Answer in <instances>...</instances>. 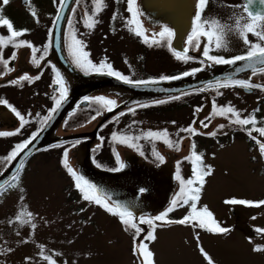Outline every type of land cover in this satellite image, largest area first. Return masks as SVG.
I'll return each instance as SVG.
<instances>
[{"label":"rangeland","instance_id":"obj_1","mask_svg":"<svg viewBox=\"0 0 264 264\" xmlns=\"http://www.w3.org/2000/svg\"><path fill=\"white\" fill-rule=\"evenodd\" d=\"M122 2L123 9L117 5L118 11L115 13L111 28L108 25V16H105L103 28H99V36H103L101 39L103 48L99 50V54L105 53L101 59L106 60L108 54L114 56L109 52L114 48L115 55H119L118 72L134 78L138 75L139 68V62L135 59L137 45L136 43L134 45L126 35L128 27L125 24L128 20L123 17H127L128 6L125 0ZM53 3V0H30V4L21 6L19 0H9L8 4L2 5L0 0L2 5L0 14L10 18L15 27L18 24H25L28 29L31 28L32 34H37L36 29L40 24L36 23V19L28 18L32 17L31 11L34 9L36 15L46 16L51 14ZM111 5L110 0V7L106 9L105 14L108 15L112 11ZM88 9L91 10L92 6ZM102 14L101 11L99 17H102ZM120 15L121 20L117 18ZM216 22L220 21L214 20V23ZM40 30L42 27H39L38 31ZM107 31L109 35L105 34ZM225 31L226 35L228 29ZM104 36L109 40V46ZM227 36L225 37L227 46L216 49L219 57L234 52L233 44ZM220 91L223 94L215 97L212 103L217 108L230 104L243 118L258 107L264 120V101L258 100L254 95H237L224 87ZM183 94L175 95L181 96L176 100L184 102L178 111L170 110L171 108L163 111L168 114V121L164 127L168 130L173 126L179 129L191 126L193 114L200 107L197 93ZM176 100L166 103H173ZM170 106L173 107V104L168 105ZM214 111L212 105L207 117L203 118L204 123L212 124L205 131L208 133L193 135L184 132L183 144L179 149L184 155L182 158L178 155L181 159L176 176L179 175L185 183L182 186L181 180L176 178L179 185L172 199H181V188L183 187L185 192L190 187L186 181L192 179V159L190 148L188 149L190 145L187 142L189 137L194 136L195 151L197 154H203L204 171L207 170V166H211L212 169L211 174L204 177L205 182L199 193L197 210L207 207L213 219L230 231L226 233L208 231L200 228L197 221L158 225L155 227V240L145 241L154 254V264H264V251H253L257 245L264 247V233L256 231L264 229V205L255 207L225 203L226 200L233 198L253 202L264 201V155L261 154L257 143V141L264 143V135L259 132H251L249 135V131L242 126L230 123L231 114L216 115ZM89 115L91 112L87 117ZM129 120L121 125H128L129 130L134 133L138 134L147 126V121L141 114H135ZM171 120L175 123L170 122ZM79 122L81 121L74 124ZM84 125L74 128H84L86 127ZM121 125H118L120 130L123 127ZM221 125L224 127L221 128ZM142 137L143 140L139 142L144 143L146 139L144 133L138 138ZM57 145L59 146L53 145L36 152L24 164L18 182L15 180L0 193V264H51L44 257H51L55 264H139V259L134 253V231L130 228L125 230L119 215H114L102 209V206L82 198V193L75 187L74 179L62 163L65 146L68 144ZM186 157L189 159H185ZM68 164L72 167L70 159ZM169 208H173L172 211L166 210V220L170 221L180 220L191 213L190 204L182 207H173L172 204ZM21 213H24V219H28L27 214L31 213V222L22 224L17 221L16 216ZM32 224L36 225L34 229ZM40 246H43V255ZM201 248L204 250L203 253L200 251Z\"/></svg>","mask_w":264,"mask_h":264},{"label":"flooded vegetation","instance_id":"obj_2","mask_svg":"<svg viewBox=\"0 0 264 264\" xmlns=\"http://www.w3.org/2000/svg\"><path fill=\"white\" fill-rule=\"evenodd\" d=\"M54 1V0H53ZM127 2V0H125ZM14 2V1H13ZM20 5H25V1L21 2L19 0ZM112 2V11L107 15V8L110 7V0H107L106 7L103 8L102 17H99V15L96 17V19L99 21L93 29H88L85 27V24L83 23V17L86 11L89 12L90 9H88L89 6H92V0H79L77 3L76 0H74L70 12L67 16L66 25L64 28V53L70 64L75 67L77 70L81 71L79 68L75 66V64L72 62V58L68 51V43L70 41V33L74 29L76 31V34L78 38L82 39L84 43L86 44V48L84 49L89 53V59L93 61V63L99 64L101 58L105 55L99 54V50L103 48V44L101 39H103V36H99V28H103V23L105 21V16H108L107 20L109 27L111 28V24L113 22L114 14L118 11L117 5H120V9H123V2L122 0H111ZM46 5L48 6V3L44 1ZM59 3V2H58ZM259 7L257 9V12L251 13L252 15H249L248 10L245 11V0H206V5L201 10L199 7V4L197 3V11L201 12V20L200 24L202 25V30H212L216 23H214V20L220 21V24L228 25V32L226 35H228V40L231 44H233L234 52L223 56L225 59L235 57L237 55H246L247 51L249 50V45L244 43L243 38L239 35L238 30H236L235 27V21L237 19L240 20L241 25L245 23H254L257 28V31H260L264 33V19H255L253 20V17H264V4H261L259 1L257 2ZM127 4V3H126ZM3 5V0H2ZM2 5H0V10ZM43 5V4H42ZM128 6V5H127ZM75 9V12L72 11V9ZM195 8V9H196ZM57 9V3L56 1L52 5V12L48 15H36V17H28L30 19H36V23H39L40 25L37 26L36 32L37 34L31 33V28L28 29V26H25V24H18L17 27H14L15 30H21V29H27L28 31L18 39L31 42V44L39 49H41L40 52H37V58L40 56H47L44 55L43 49L47 47V54L49 50V41H50V29L51 25L55 16V12ZM191 12L193 14L194 10ZM92 10V9H91ZM90 10V12H91ZM135 11L137 13V19L139 20L141 29L144 31V33L149 37L152 38L155 35L156 39H160L158 33L163 31L165 27L171 30L172 29L165 25H151V23H145L143 20H146L145 18H141L137 11V0H135ZM89 12V13H90ZM197 13V12H196ZM196 13L192 15V23L191 27L186 31V34L182 37L181 45L184 49H188L194 53L200 51V54L202 55L204 47L208 44L207 38L203 35H200L198 37L200 47L195 48L189 45L188 37L189 35H192V28L197 23L195 21ZM2 15V14H0ZM116 15V14H115ZM122 15V14H121ZM118 16L119 20L122 19V16ZM3 17L8 18L5 15H2ZM127 17H123L124 19L127 18L129 21L131 17V13L127 11L126 14ZM47 18L49 21H47ZM10 20V18H8ZM71 19L72 24L71 27L68 24V20ZM143 19V20H142ZM125 23L127 21H124ZM128 27V32L126 35L129 39H131L135 45L136 43V56L135 59L139 62V68L137 70V76L134 78H130L131 80H150V79H159L161 76H172L184 71H187L189 69H193L196 67H199L205 63L204 58L194 56L187 54L188 56L192 57L191 59L185 61L182 59H177L175 53L178 51L173 50L171 44L167 43L168 37L166 36L164 38V41L159 45H153L149 46L148 43L144 42V38L142 36H137L134 31H130V28H135L136 25H129L128 22L125 24ZM39 27H42V30L38 31ZM227 31V30H226ZM225 31V32H226ZM44 34V35H43ZM106 35H109V31L105 32ZM10 33L8 32L7 26L0 25V36L8 37ZM43 35V37H42ZM225 35V37H226ZM248 40L251 43L258 42V37L253 35L251 32L247 34ZM173 36V35H172ZM100 38V39H99ZM109 38V37H107ZM172 38V37H171ZM170 38V40H171ZM104 39L106 37L104 36ZM107 46L110 45L109 40L106 39ZM262 46H264V42H261ZM216 47L214 46V41L209 46V54L217 56ZM102 50V49H101ZM16 52V58L15 60H9L12 53ZM109 52H112L114 56H111V53L106 56L107 63L112 66V69L114 71H117V68L119 67L117 64L119 62V55H115V50L112 48ZM182 55L185 53L181 52ZM3 58L6 60H9L8 68L14 69L12 71H5L4 65L0 63V99L6 100L8 104L15 107L22 115L25 116V119L29 120V123L25 125L23 129H21L20 133L14 136H0V158L6 157L9 152L13 149V147L16 144L21 143L22 141L28 139L33 132H37L41 126H42V120L44 117H46L50 110L55 107V101L53 99L54 96H57L58 93L56 91V87L53 84V81L57 79L56 72L58 71L61 76L64 79L65 87L67 85V80L63 73H61L56 65L53 63L52 60H41L40 67H36L31 63L32 59V51L29 47H21V48H14L11 44H8L7 47L3 48ZM177 66V67H176ZM167 69V70H166ZM83 72V71H81ZM120 73V72H119ZM27 74L29 77L35 78L39 77V79H33L31 83L27 81H23L18 84H11L9 81L11 80H17L20 76ZM124 76H127L125 74H122ZM251 80V83L253 85H263L264 84V73H258L253 75V72L247 73L245 75L243 80ZM2 80V81H1ZM67 88V87H66ZM220 88H208V85L202 87L198 90H193L184 93H197L199 96V106L202 105L204 98H205V92H209V96L211 97L212 103H214V98L217 96H221L223 93H221ZM226 90H229L231 92H235L237 95H254L257 97L258 100L264 101V88L261 87H252V88H243L239 86L235 87H224ZM106 92L101 91L97 95L96 92L93 94H88L85 97L94 98V97H106L112 100H115L114 97L106 96ZM219 93V94H218ZM183 94V95H184ZM182 95V96H183ZM85 97H82L81 99L77 100L72 107V109L64 116V118L59 123V126L57 127V133H64L65 131H69L70 129L74 127H78L81 125H84V128H80L78 130H89L91 126H88V124L92 121V117L97 116V111H102L103 109L100 108V105L95 103L92 100L84 101V104L79 103L81 100H83ZM181 97V96H180ZM179 97V98H180ZM162 99H156V100H150L143 103H136L132 104L128 107H125L123 109L118 110L117 112L113 113L109 118H107L97 129V139L91 146V158L93 162L100 167H106L115 169L119 167V164L116 160V154L119 155V160L121 163L122 160V153L123 150L128 149L132 150L134 152H137L139 155H141L145 160L150 161L152 163H161L165 160L167 155L173 151L174 153H179L180 146L183 144V139L181 140V137H184V132H180L179 136H177V132L179 131V128H175L173 126L172 128H164L167 124V115L166 113H163V111L168 110H179L184 102H180L176 99H165L164 101L169 102L176 100L174 102L177 103H153L154 101H158ZM117 101V100H115ZM149 105L148 107H139V105ZM169 104H173V107H168ZM180 105V106H179ZM213 105V104H212ZM134 108V112H130L129 109ZM196 108V107H195ZM95 109V112H93ZM198 109V108H197ZM91 112V115L87 117V115ZM39 113V115H36ZM120 113H124V115H120ZM135 114H141V117H144L147 121V126L141 129V132L134 133L133 131L129 130L128 125H121L123 123L129 122L131 117H134ZM165 115V116H163ZM195 113L193 114L192 119L194 118ZM207 117V116H206ZM191 119V121H192ZM129 120V121H128ZM81 121L78 124H74V122ZM201 121L205 122L204 119ZM67 122V123H65ZM170 122H173L171 120ZM118 125L123 126L120 130L118 128ZM20 126L19 118L11 111V109L4 104H0V132H12L15 131ZM168 130V137H161L160 139H156L155 137L149 138L148 133L150 131L156 132L160 130ZM76 130V129H75ZM116 132L117 134H121L126 137H133L135 138L131 143L135 144V147L129 146L128 143H118L113 142L111 137L112 133ZM144 133L146 136L145 142L141 143L139 140H143L144 137L138 138L141 136V134ZM190 135V134H188ZM187 136V135H186ZM101 137H103V143L101 144ZM171 139L172 141H180L179 142V148L178 150L176 147H169L168 144L165 142L167 139ZM69 140L57 144L67 143L68 145L65 146V149H69L71 145L75 144L77 140ZM156 141V143H153V141ZM191 143V142H190ZM47 146L43 149H47L53 145ZM146 144V146H145ZM40 151V150H39ZM37 151V152H39ZM172 153V152H171ZM35 154V153H34ZM33 154V155H34ZM31 155L21 167L20 171L17 173L16 177L19 176L20 172L22 171L24 164L33 156ZM163 157V160L161 161L159 157ZM180 157L177 156L175 158V167L176 172L178 173L179 168V159ZM8 161L0 159V169H3L7 165ZM176 175V173H175ZM12 184V183H11ZM10 184V185H11ZM102 206V205H100ZM102 209H105L104 206H102ZM113 211H115L113 209Z\"/></svg>","mask_w":264,"mask_h":264},{"label":"water","instance_id":"obj_3","mask_svg":"<svg viewBox=\"0 0 264 264\" xmlns=\"http://www.w3.org/2000/svg\"><path fill=\"white\" fill-rule=\"evenodd\" d=\"M25 0H21L24 2ZM259 0H253L248 4L245 0L249 13L257 12ZM74 0H70L63 9H60V19L56 20L57 10L50 29L49 50L44 61L52 60L58 70L63 73L67 80V98L62 106L52 116V119L39 131V136L28 149L21 152L14 160L8 162L3 169H0V189L13 180L21 169L23 163L38 150L52 144L61 143L69 140L82 138L79 144L68 149V159L71 160L72 168L79 174H82L88 181L95 184L102 196L108 197V204L115 210V205L120 203L127 206L134 217L153 218L165 212L172 206L173 195L179 185L175 167V158L184 154L171 151L165 160L161 163H152L145 160L141 155L132 150L125 149L122 153L121 163L125 165L123 169L114 170L111 168L97 166L91 158V146L97 139L98 127L113 113L132 104L143 103L150 100L172 97L182 93L201 89L210 82L217 81L223 83L227 78L244 79L251 69L236 71V68L243 67L248 61L237 62L236 65L215 64L208 61L200 51L194 53L190 50L187 54L200 56L204 58L205 63L193 69H200L195 74L182 76L181 79L159 81L148 86H133L125 83L113 76L100 74H85L73 67L64 53V28L67 16L70 12ZM198 0H137V11L145 23L151 25L169 26L173 31L171 46L173 50L182 52L184 48L181 45L183 34L191 27L193 21L192 15L197 12ZM258 4V5H257ZM196 8V9H195ZM194 10L193 14L191 12ZM229 59V58H228ZM260 67V65H257ZM189 69L184 72H191ZM172 76H180L182 73ZM168 76V77H172ZM2 81V80H1ZM264 85V84H263ZM106 92V96L114 97L117 106L112 111L102 110V115H97L95 119L88 124L89 130H78L73 128L64 133H57V127L64 116L72 109L75 102L88 94L94 92ZM84 99L79 103L84 104ZM212 100L209 92H205V98L202 105L195 110V116L191 121V127L200 133L205 132L211 127H203L201 120L211 111ZM76 129V130H75ZM190 144V137L189 142ZM189 149V147H188ZM179 158V159H181ZM119 168V167H117ZM115 168V169H117ZM143 190V191H141ZM170 221V220H169ZM157 225L166 224L155 222ZM143 231L140 236H134V242L137 244L143 238L150 226L147 223L140 224Z\"/></svg>","mask_w":264,"mask_h":264},{"label":"snow or ice","instance_id":"obj_4","mask_svg":"<svg viewBox=\"0 0 264 264\" xmlns=\"http://www.w3.org/2000/svg\"><path fill=\"white\" fill-rule=\"evenodd\" d=\"M9 0H3V3L6 5L8 4ZM55 2V0H54ZM70 2V0H59V8L57 10V16L56 20L53 22L55 25L56 21L60 19V9H63L66 4ZM78 3L79 0H76ZM248 4L253 3V0H247ZM261 4H264V0H259ZM26 4H30V0H25ZM93 8L91 10V13L88 11L85 12L84 17H83V23L85 24V27L88 29H93L95 25L99 22L96 17L99 15V13L103 10L104 7H106L105 0H92ZM198 4L200 9L202 10L203 7L206 5V0H198ZM127 5H128V12L131 13V19L128 21L129 25H136L135 28H130V31H134L137 36H142L144 38V42L148 43L149 46L153 45H159L164 41V38L167 36L169 39L167 43L171 44L170 38L172 37L173 33L171 32L170 29L167 27L164 28L163 31L159 32L158 35L160 39H156L155 35L152 38H149L144 31L141 29L139 20L136 18L137 13L135 11V0H127ZM247 6L245 7V11H247ZM73 12H75V9H72ZM31 14L33 17H36V12L33 9L31 11ZM251 16L252 14L249 13ZM115 18V14L114 17ZM264 19V17H253V20L255 19ZM201 20V12L197 11L196 16H195V21L197 22L195 26L192 28V35H189L188 37V42L189 45L195 48L200 47L199 39L198 37L200 35H203L207 38L208 44L204 47L202 55L205 57L208 61L214 62L215 64H227V65H236L237 62L241 61H248L247 64H245L243 67L236 68V71H242L245 69H251L253 72V75L258 74V73H264V46H262L261 42H264V33L257 31L256 28L257 26L254 23H245L241 25V22L239 19L235 21V27L236 30H238L239 35L243 38L244 43L249 45V50L247 51L246 55H237L235 57L225 59L224 57H219V56H214L209 54V46L212 44L214 41V46L216 48H222L226 47L227 43L225 40V29L228 28V25L220 24L219 22H216L214 28L212 30H202V25L199 23ZM38 22V20H37ZM68 24L71 27L72 21L71 19L68 20ZM0 25L7 26L8 32L10 35L8 37H3L0 36V63L4 65L5 71H12L14 69H9L8 64L9 60H15L16 58V52H13L9 60H6L3 58V48L7 47L8 44H11L14 48H21V47H29L31 48L32 51V59L31 63L35 65L36 67H40L41 60L44 59V56H40L37 58V52H40L41 49L33 46L31 42L24 41L18 39L19 37L23 36L28 30L27 29H21V30H15L13 27L12 22L6 18L0 15ZM252 33L253 35L258 37V42L256 43H251L248 40V33ZM86 48V44L84 41L80 38H78L76 31L73 29L72 32L70 33V41L68 43V51L69 54L72 58V62L75 64L77 68H79L81 71H83L86 75L87 74H100V75H109L113 76L119 80H122L125 83L132 84L133 86H148L150 84H155L158 83L159 81L150 79V80H131L129 77L122 75L121 73L114 71L112 69V66L106 62V60H101L99 64L93 63L91 59H89V53L85 51L84 49ZM184 55L181 54V52L175 53L177 59H182V60H189L192 57L186 55L188 49H183L181 50ZM44 55H47V47L43 49ZM257 65H260V67H257ZM197 71H200V69H193L191 72H184L180 76H161L159 78L160 81H167V80H176V79H181L182 76H188L195 74ZM56 77L53 81V84L56 87V91L58 93L57 96H54L53 99L55 101V107L52 108L49 112V114L43 118L42 120V126L40 131H43L44 127H46L47 123L52 119V116L55 112L59 110V108L62 106L63 101L67 98L68 90L65 87V82L61 74L57 71L56 72ZM33 79H39V77H29L27 74H24L20 76L17 80H11L9 83L11 84H18L23 81H27L31 83ZM243 87V88H252V87H261L264 88V85H253L251 83V80H242V79H233L231 77L227 78L225 82L221 83L219 81L215 83H209L208 88H220V87ZM219 94V93H218ZM179 97H172V99H178ZM85 101L92 100L95 103L100 105V108L103 110L107 111H112L114 107L117 106L116 101L100 96V97H94V98H89L85 97ZM166 101L164 100H158L154 101L153 103H165ZM0 104L7 105L11 111L19 118L20 121V126L17 128L15 131L12 132H0V136H14L20 133L21 129L25 127L26 124L29 123V120L25 119V116L22 115L15 107L12 105L8 104L6 100L0 99ZM149 105L144 104V105H139V107H148ZM214 108V114L216 115H222V116H229L230 123H235L236 125L239 126H247L249 124L253 125V130L258 131L261 135H264V127L262 128H255L256 124V118L255 116H248V117H241L240 113L238 110H236L233 106L230 104L227 106H220L217 108L215 104H213ZM130 112H134V108L129 109ZM36 115H39L37 113ZM97 115H102V111L98 110ZM120 115H124V113H120ZM96 117H92V119H95ZM208 119V118H206ZM67 123V122H65ZM175 123V122H173ZM201 124L203 127H208L207 123H204L201 121ZM221 128L224 126L221 125ZM180 132H188L190 134H198L194 128L189 126L188 128H182L179 129L177 132V136H179ZM210 135H215V133H210ZM249 135H251V130L249 131ZM39 136V131L33 132L31 136L22 141L19 144H16L13 149L9 152V154L6 157L0 158L3 160L8 161L9 163L14 160L18 155L21 154V152L25 151L28 149V146L34 142L35 139H37ZM149 138L155 137L156 139H160L161 137H168V131L167 129L152 132L150 131L148 133ZM101 139V144L103 143V137ZM113 142H118V143H128L129 146L135 147L134 143H131L135 138L133 137H126L121 134H117L116 132L112 133L111 137ZM181 140L183 137L180 138ZM255 139V138H254ZM165 142L168 144L169 147H176L178 150L179 148V140L178 141H172L170 138L165 140ZM80 141L77 140L76 144H79ZM259 144L260 152L262 155H264V143H260L257 141ZM59 145H54L53 147H58ZM71 147H75V144L71 145ZM64 159L62 163L67 169V172L72 176L75 182V187L82 193V198L86 201H91L94 202L97 205H102L105 207V209L109 212H112L114 215H119L120 220L123 225H125V230L127 231L129 228L132 229L137 237L140 236V233L143 231V229L140 227V224L147 223L150 226V231L147 232V234L143 237V239L138 243L134 245V253L139 259V264H154V254L149 250L148 244L145 241H152L155 240V227L158 225L155 222H162V223H178V224H185V223H191L194 221L198 222V226L200 228H205L208 231H212L215 233H226L230 231V229L221 227L215 219L212 217V213L208 211L207 207H204L202 210H197V201L199 200V193L201 190V187L204 184V177L207 175H210L212 172L211 166H207V170L204 171L203 168V161L202 157L203 154H197L195 151V144L193 143L192 145V150H191V159L194 164L193 167V172H194V179H189L186 181L187 185L192 186V185H198L195 187H191L189 189L188 193L184 192V188H181V193L180 196L182 197L181 199L173 200L172 204L173 207L180 206L182 207L185 204H190L191 208V213L188 216H185L184 218L176 221H169L166 220L167 217V212H163L160 215H157L153 218H136L134 217V213L125 205H122L120 203H117L115 207V211H113V207H110L108 204V197L102 196L100 193V190L98 187L88 181L82 174H79L77 171H75L72 167L69 166L68 164V149L66 148L63 153ZM159 159L162 161L163 157H159ZM185 159H189V157H186ZM116 160L117 163L119 164V168L114 169V170H120L125 167L123 163H120L119 160V155L116 154ZM199 164L201 167L198 170L195 165ZM14 180L18 182V177H13ZM178 180H181V185L183 186L185 181L182 180V178L178 175L177 176ZM15 187V184L12 185ZM22 190V189H21ZM143 191V190H141ZM226 204H240V205H246V206H255L259 207L261 205H264V201H258V202H253V201H248V200H243V199H229L225 201ZM173 208H169L167 211H172ZM28 219H24V213H21L20 215L16 216V220L21 222L22 224L24 223H30L31 222V217L32 214L28 213L27 214ZM206 218V219H205ZM255 219V217H253ZM32 228L34 229L36 227L35 224L31 225ZM197 226V225H194ZM256 231L264 233V229H257ZM198 239V237H197ZM251 241V238H249ZM41 247V255H43V246ZM8 251H11V249H8ZM200 251L203 253L204 250L203 248L200 249ZM253 251L260 252L264 251V247L257 245L253 248ZM205 256H207L206 253H204ZM45 259L49 260L51 264H55L54 261H51V257H44ZM27 259V258H26Z\"/></svg>","mask_w":264,"mask_h":264},{"label":"trees","instance_id":"obj_5","mask_svg":"<svg viewBox=\"0 0 264 264\" xmlns=\"http://www.w3.org/2000/svg\"><path fill=\"white\" fill-rule=\"evenodd\" d=\"M255 116V118H256V124H255V128H262V127H264V120L261 118V116H260V113H259V111H258V107L257 108H254L252 111H250L249 112V114L247 115V117L248 116ZM243 127V129H245L246 131H250L251 130V132H258V131H255V130H253V125H251V124H249V125H247V126H242ZM196 130V129H195ZM196 132L199 134L200 132H198L197 130H196ZM231 133H233V132H231ZM199 135H201V134H199ZM192 136V135H191ZM194 141H195V138H194V136H192L191 137V144H190V153H191V150H192V145H193V143H194ZM193 167H194V164H193V162H192V164H191V175H192V179H194V172H193ZM195 167L199 170L200 169V165L199 164H197V165H195ZM204 170V169H203ZM21 173V172H20ZM20 175V174H19ZM19 177V176H18ZM196 185H192V186H190L188 189H186V191H185V193H188L189 192V189L191 188V187H195Z\"/></svg>","mask_w":264,"mask_h":264}]
</instances>
